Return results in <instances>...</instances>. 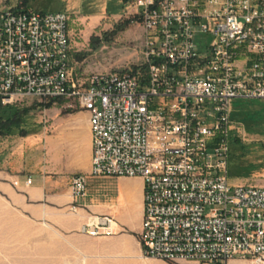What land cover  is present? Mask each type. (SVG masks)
Segmentation results:
<instances>
[{
  "label": "built area",
  "instance_id": "1",
  "mask_svg": "<svg viewBox=\"0 0 264 264\" xmlns=\"http://www.w3.org/2000/svg\"><path fill=\"white\" fill-rule=\"evenodd\" d=\"M129 3L144 63L87 79L76 74L69 14L0 9L1 105L37 98L89 113L91 171L73 177L74 201L90 178L142 179L147 258L264 264V186L230 183L228 142L234 101H264V0ZM118 231L112 216L81 229Z\"/></svg>",
  "mask_w": 264,
  "mask_h": 264
},
{
  "label": "rangeland",
  "instance_id": "2",
  "mask_svg": "<svg viewBox=\"0 0 264 264\" xmlns=\"http://www.w3.org/2000/svg\"><path fill=\"white\" fill-rule=\"evenodd\" d=\"M130 0H0V9L64 12L71 17L76 74L135 70L145 61L143 27L131 15ZM63 103L27 98L0 110V124L19 117L26 129L48 125ZM229 130V178L236 185L264 186V101L236 100ZM16 115V116H15ZM17 120V119H16ZM1 136V135H0ZM2 137V136H1ZM15 186V185H14ZM0 264H174L144 256L139 235L90 237L63 234L17 209L0 192Z\"/></svg>",
  "mask_w": 264,
  "mask_h": 264
},
{
  "label": "crops",
  "instance_id": "3",
  "mask_svg": "<svg viewBox=\"0 0 264 264\" xmlns=\"http://www.w3.org/2000/svg\"><path fill=\"white\" fill-rule=\"evenodd\" d=\"M92 136L86 111L54 112L48 125L23 127L0 136V192L33 221L63 234L81 232L91 217L112 216L122 234L140 235L144 216V182L140 178H90L87 195L75 203L72 179L91 171ZM31 177L33 183L26 186ZM18 182V186L14 183ZM78 206L76 212L72 211ZM142 249V248H141ZM180 264H254L234 258L226 262Z\"/></svg>",
  "mask_w": 264,
  "mask_h": 264
},
{
  "label": "trees",
  "instance_id": "4",
  "mask_svg": "<svg viewBox=\"0 0 264 264\" xmlns=\"http://www.w3.org/2000/svg\"><path fill=\"white\" fill-rule=\"evenodd\" d=\"M3 108L4 107L0 103V110ZM16 119L15 121H12V119H10L11 120L9 121L10 123L0 124V135L1 136L11 135L15 130H21L23 128L24 122L19 117H16Z\"/></svg>",
  "mask_w": 264,
  "mask_h": 264
}]
</instances>
